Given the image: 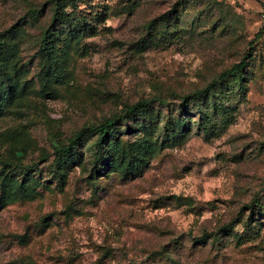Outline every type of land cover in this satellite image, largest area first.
<instances>
[{"label":"rangeland","instance_id":"374dc122","mask_svg":"<svg viewBox=\"0 0 264 264\" xmlns=\"http://www.w3.org/2000/svg\"><path fill=\"white\" fill-rule=\"evenodd\" d=\"M65 5L47 73L53 0H0V264H264V0ZM158 98L115 151L88 136L58 167L54 147Z\"/></svg>","mask_w":264,"mask_h":264},{"label":"trees","instance_id":"16d2710c","mask_svg":"<svg viewBox=\"0 0 264 264\" xmlns=\"http://www.w3.org/2000/svg\"><path fill=\"white\" fill-rule=\"evenodd\" d=\"M53 5H54L53 7L54 10L52 16V27L49 30H46L42 34L39 43V50H38V54L42 57V59L45 60L44 71L47 73H55L56 71L55 59L53 58V53H52V45L55 38L54 32L56 30L54 28L55 24H57V22L61 21L67 15L64 11V8H66L65 0H53ZM38 12L39 11L34 10L32 11V15H38ZM11 32H12V28L5 33H11ZM3 35L4 33H0V76H2V62H3L1 58L14 55L13 47L7 45L4 41H2L1 38ZM244 66H245V61H241L240 63L235 64L230 70L220 75V82L227 81L228 79L234 77L238 78ZM52 68L54 69V71H51ZM3 85L4 84L1 81L0 87H2ZM211 86L213 85H210L209 88H207L206 92L209 91ZM238 89L243 90L241 80H239ZM206 92L199 93L196 97H193L191 101L193 103H195V101L198 103V101L205 100ZM10 95H13V92L10 89H6L2 91V93H0V96L2 97H6ZM186 100L188 99L185 98L182 101V106H185ZM154 102H158L161 105L164 103L163 100L159 98L150 101L147 100L140 101L139 103L126 108L123 114L115 115L109 119H106L104 122H102L97 126L89 127L85 131L75 134L72 138L68 140L67 145L54 147L55 162L57 163L58 167H63L68 164V161L74 156V153L77 152L76 151L77 147L83 144L88 138V136H96V141L94 144V158L96 159L97 162H99V160L105 156L109 148H112L113 151H115L116 149L115 146H111L110 144V140L114 136L116 126L122 123L125 117H128L129 115H132L133 113L139 111L147 110L148 108H150L149 105H151ZM4 106L5 104L0 101V109L3 108ZM19 194L26 196L27 192H25L22 187H19L15 191V195H19ZM6 199H7V193L5 188H3L1 192L0 203L1 204L5 203ZM233 225L232 224L224 225L218 231L219 233L228 232L229 229L233 227Z\"/></svg>","mask_w":264,"mask_h":264}]
</instances>
